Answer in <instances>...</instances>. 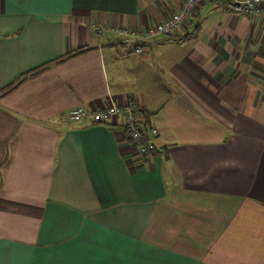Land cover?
Segmentation results:
<instances>
[{"label": "crops", "instance_id": "obj_1", "mask_svg": "<svg viewBox=\"0 0 264 264\" xmlns=\"http://www.w3.org/2000/svg\"><path fill=\"white\" fill-rule=\"evenodd\" d=\"M183 1L0 0V264H264V13L203 0L122 55ZM127 102L149 156L70 119Z\"/></svg>", "mask_w": 264, "mask_h": 264}, {"label": "built area", "instance_id": "obj_2", "mask_svg": "<svg viewBox=\"0 0 264 264\" xmlns=\"http://www.w3.org/2000/svg\"><path fill=\"white\" fill-rule=\"evenodd\" d=\"M202 1L184 0L177 13L165 21L151 26L144 32L127 38L125 44L130 48L128 46L123 48L122 55L140 54L144 49L142 44L186 30L188 20L196 5ZM225 5L229 10L236 13L244 12L250 15L264 13V0H225ZM70 119L74 122L90 120L96 124H106L118 119L130 138L137 144L141 156L146 157L155 153L156 147L153 143V136L156 135V130L147 125L141 109L135 102H127L123 105L109 103L99 110L75 108L70 112Z\"/></svg>", "mask_w": 264, "mask_h": 264}, {"label": "trees", "instance_id": "obj_3", "mask_svg": "<svg viewBox=\"0 0 264 264\" xmlns=\"http://www.w3.org/2000/svg\"><path fill=\"white\" fill-rule=\"evenodd\" d=\"M143 45L145 46V43L142 44V46H143ZM80 52H81V50H78L75 54H78V53H80ZM70 57H71V56L69 55V56H67L66 58L68 59V58H70ZM66 58H65V59H66ZM60 61H62V60H60ZM60 61H59V62H60ZM11 88H12V86H9V87H7L4 91L9 90V89H11Z\"/></svg>", "mask_w": 264, "mask_h": 264}]
</instances>
